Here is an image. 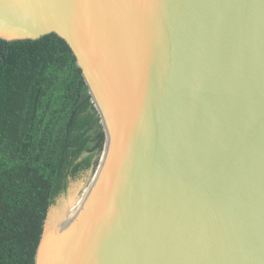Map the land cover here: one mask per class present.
Listing matches in <instances>:
<instances>
[{
	"label": "water",
	"instance_id": "obj_1",
	"mask_svg": "<svg viewBox=\"0 0 264 264\" xmlns=\"http://www.w3.org/2000/svg\"><path fill=\"white\" fill-rule=\"evenodd\" d=\"M50 34L106 139L35 264H264V0H0V40Z\"/></svg>",
	"mask_w": 264,
	"mask_h": 264
},
{
	"label": "trees",
	"instance_id": "obj_2",
	"mask_svg": "<svg viewBox=\"0 0 264 264\" xmlns=\"http://www.w3.org/2000/svg\"><path fill=\"white\" fill-rule=\"evenodd\" d=\"M105 139L64 39L0 40V264H35L49 208L96 171Z\"/></svg>",
	"mask_w": 264,
	"mask_h": 264
}]
</instances>
